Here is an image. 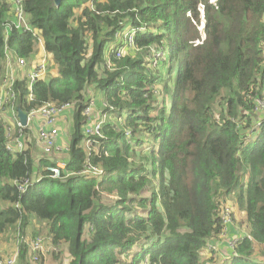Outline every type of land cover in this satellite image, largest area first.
Instances as JSON below:
<instances>
[{"label":"trees","instance_id":"1","mask_svg":"<svg viewBox=\"0 0 264 264\" xmlns=\"http://www.w3.org/2000/svg\"><path fill=\"white\" fill-rule=\"evenodd\" d=\"M9 5L0 0V78L7 55L29 61L40 51L31 32L6 30ZM21 7L52 66L31 91L16 81L17 106L75 111L70 143L56 157L33 146L8 151L0 121V237L36 218L48 224L51 244L68 245L69 264H203L229 198L245 213L251 239L230 264H264L257 102L264 0H21ZM93 88L109 119L100 152L89 156L82 111L95 100ZM57 162L65 169L50 178L46 169ZM87 165L102 174L80 175ZM16 250L17 264H31L29 245Z\"/></svg>","mask_w":264,"mask_h":264},{"label":"built area","instance_id":"2","mask_svg":"<svg viewBox=\"0 0 264 264\" xmlns=\"http://www.w3.org/2000/svg\"><path fill=\"white\" fill-rule=\"evenodd\" d=\"M9 1L10 4V12H9V22L5 24V28L7 31L9 30H22L23 33L29 31L32 33L34 37L36 48L40 47V51L32 56V59L27 61L24 58H15L13 59L10 55H7L5 66L6 69L10 68V71L5 72V66L3 73L0 78V111L12 110L13 113L8 112L9 120H16L17 127L19 132L22 133L23 129H25L30 123H36V121L42 123H38L37 128V145L41 147L42 151L45 155L55 154L60 152L61 149L56 145V141L59 135V129L57 127L59 117L64 114L67 110H74V105L72 104H52L45 103L43 106L38 108L37 110H32L29 113H25L27 117V126L22 127L17 118V93L14 91L15 84L17 80L25 81L27 83V88L29 91L32 90L33 83L40 79H45L48 77V72L50 67V62L47 57V54L43 48V42L41 37H36V32H34L29 26L27 19L24 16L23 9L21 7V0H5ZM127 36V35H125ZM122 56V50H118L116 53V58H120ZM8 63L9 66H8ZM18 68V78L19 75H22V78H17L12 71ZM25 74V75H24ZM32 98V95H29V99ZM258 108L260 111L264 112V98L258 99ZM105 108H108L106 104L102 103L100 106L97 104L95 100L91 97L87 100L85 107H83L82 116L84 117V148L88 152L90 156L91 151L98 153L100 152L99 140L103 138L102 136V127L104 123L107 122L108 112L104 111ZM111 111V109H110ZM2 122V120L0 119ZM3 123V122H2ZM5 124V123H3ZM6 127V139H7V147L8 151H18L22 150V143L20 140H16L12 142L8 139L7 134L10 131V127L5 124ZM105 154V150L103 147L101 148ZM65 169L64 163H56L54 166L47 168V172L50 178L59 179L61 178V171ZM80 175H88V176H100L102 172L97 167H92L90 165L85 166V168L79 173ZM40 178H35L32 176L30 180H25L22 185L19 186V190L21 192H25L27 188L34 183H37ZM219 218L222 221V227L219 233L218 238L213 242H209L207 247L214 251L219 255L218 259L211 264H230L231 257H236V248L237 246L247 238L250 239L249 232H244L242 235H230L231 228L233 225L232 212L230 209L222 205V207L218 210ZM49 240V239H48ZM42 240L36 238L33 240L29 247L31 252L33 253V259L37 260V257L42 250L41 246H43ZM205 249V248H204ZM203 249V250H204ZM17 252V250H16ZM18 255L15 254L8 258L0 257V264H17ZM250 262H253V259L250 257ZM204 264V263H203Z\"/></svg>","mask_w":264,"mask_h":264},{"label":"rangeland","instance_id":"3","mask_svg":"<svg viewBox=\"0 0 264 264\" xmlns=\"http://www.w3.org/2000/svg\"><path fill=\"white\" fill-rule=\"evenodd\" d=\"M129 36H123V39L127 38ZM124 53L122 49V54ZM10 63H8L9 66ZM52 66V65H50ZM51 68V67H50ZM10 71V68L6 69L5 66V72ZM12 74H14L18 78V68H15L12 71ZM25 75V74H24ZM22 75H19V78H22ZM18 78V79H19ZM94 92V97L96 98V91L94 88L92 89ZM102 95H98V100L101 101ZM8 112L13 113L12 110H5L0 111V119L3 123H5L7 126L10 127V131L7 134V137L12 142L16 141L18 137L20 136L19 129L17 127V121L12 119L9 120L8 118ZM109 115L107 116V120ZM38 122V121H36ZM37 126V124H36ZM26 129L28 130V133L21 134V140H25V144L22 145V149H27L28 147L33 146L37 153L42 154L45 157H56L58 155L51 154L50 156L44 155V152L42 149L38 148L37 145V128L33 126V122L30 123ZM234 197L232 196V199ZM236 199V198H235ZM223 205L227 206L230 211L232 212V218H233V225L236 226L238 230H244L247 231V220L245 213L233 202V200H230L229 198L224 199ZM236 210H234V209ZM47 230H48V224L46 222H41L37 220L36 218H32L24 229H21L18 225L13 226L10 228L6 234L2 235L0 237V257L8 258L15 254L18 255V250L16 252V246L17 249L21 244H27L29 245L32 241H30L31 238L36 239V237L39 236V239H41L43 242V246H41L42 250L40 251L37 260L33 259L32 252L30 250V258L29 261L31 264H69V256H68V245L66 244H60L58 246H55L51 244V241L47 239ZM34 239V240H35ZM137 252H135V256H139L140 248L139 246L136 247ZM219 255L215 253L214 251H211L207 245L204 250L201 252L200 259L204 264H211L214 260L216 261L218 259ZM17 257V262H18Z\"/></svg>","mask_w":264,"mask_h":264},{"label":"crops","instance_id":"4","mask_svg":"<svg viewBox=\"0 0 264 264\" xmlns=\"http://www.w3.org/2000/svg\"><path fill=\"white\" fill-rule=\"evenodd\" d=\"M96 96L97 97L95 98V101L98 102L97 104L100 106L103 103V100L102 99H101V101L98 100L97 92H96ZM73 114H74V111L71 108V109L67 110L64 114H62L59 117V119H58L57 127L59 129V135H58V138H57V141H56V145L61 149L60 152L55 153L58 156H61V155H63L66 152L67 147H68V145L70 143V139H71V135H72L71 125L73 124ZM39 122H40V119H39L38 122L33 124V126L36 127V124H38ZM40 123H42V119H41ZM21 134L22 133H20V136H21ZM20 136L18 137V140H20L21 143L25 144L26 143L25 140H21ZM38 148L41 149L40 146H38ZM47 156H50V155H47ZM57 163H63V162H57ZM36 176H37L36 178H39L38 175H36ZM244 232H245L244 230L240 231V230H238L236 228V226H234L230 230V235L231 236L242 235ZM246 232H249V231L247 230ZM251 258L253 259V257H251ZM253 261L260 262L261 260L253 259Z\"/></svg>","mask_w":264,"mask_h":264},{"label":"water","instance_id":"5","mask_svg":"<svg viewBox=\"0 0 264 264\" xmlns=\"http://www.w3.org/2000/svg\"><path fill=\"white\" fill-rule=\"evenodd\" d=\"M60 2L61 0H54L56 6H58ZM17 118L22 127L27 126L26 114L20 108L17 109Z\"/></svg>","mask_w":264,"mask_h":264},{"label":"clouds","instance_id":"6","mask_svg":"<svg viewBox=\"0 0 264 264\" xmlns=\"http://www.w3.org/2000/svg\"><path fill=\"white\" fill-rule=\"evenodd\" d=\"M5 1V0H4ZM7 2H9V1H7ZM27 19V18H26ZM28 22V21H27ZM257 100H258V98H257ZM252 263V262H251Z\"/></svg>","mask_w":264,"mask_h":264}]
</instances>
